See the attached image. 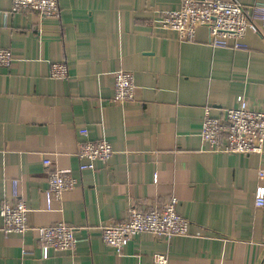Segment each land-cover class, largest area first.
I'll list each match as a JSON object with an SVG mask.
<instances>
[{
  "label": "crops",
  "instance_id": "obj_1",
  "mask_svg": "<svg viewBox=\"0 0 264 264\" xmlns=\"http://www.w3.org/2000/svg\"><path fill=\"white\" fill-rule=\"evenodd\" d=\"M59 3V18H43L0 0V48L14 56L0 67V208L16 180L29 207L24 233L7 234L0 215V264H156L157 253L168 264H264V207L255 201L264 150L216 152L201 135L208 106L218 117L241 95L264 104V19L244 46H214L205 27L193 40L163 27L181 0ZM54 62L68 65V78L51 76ZM121 70L135 77L125 103L113 102ZM101 139L112 158L81 170V142ZM46 158L78 178L50 208ZM173 196L190 220L187 236L145 232L121 254L104 242L103 225ZM58 222L76 228L78 244L45 257L37 228Z\"/></svg>",
  "mask_w": 264,
  "mask_h": 264
},
{
  "label": "built area",
  "instance_id": "obj_2",
  "mask_svg": "<svg viewBox=\"0 0 264 264\" xmlns=\"http://www.w3.org/2000/svg\"><path fill=\"white\" fill-rule=\"evenodd\" d=\"M37 12L43 18H59L61 5L59 0H13L12 12ZM264 19V4L245 6L236 0H181L178 10L168 11L163 16V27L178 32L180 39L193 40L197 30L205 27L209 31L211 45L244 46V39L249 31L258 32L256 17ZM14 62L10 48H0V67H11ZM51 76L66 79L69 67L65 62L51 64ZM135 77L133 72L121 70L115 77V97L113 102L125 103L135 98ZM88 129L80 130L81 136L88 135ZM209 148L216 152L231 154H261L264 150V104L253 105L244 95L238 97V105L224 110L222 116H215L210 106L205 108L201 132ZM114 154L109 140H84L80 144L78 156L81 170L95 169V163L109 162ZM49 168L48 189L46 192L49 208L55 200L62 199L65 192L74 189L78 178L67 173L55 164L51 158L44 160ZM259 176L264 177V170ZM14 193L7 197L0 215L4 220L7 234L24 233L29 229V207L19 197V180L14 181ZM257 207H264V184L256 187ZM179 198L173 196L163 203L147 208L133 206L126 220L105 224L103 240L116 253L123 249L139 234L148 232L155 236H187L190 232V220L178 211ZM42 242V253L48 257L50 250L74 251L78 238L76 228L66 222L47 224L37 228ZM156 264H168L165 253L155 254Z\"/></svg>",
  "mask_w": 264,
  "mask_h": 264
}]
</instances>
